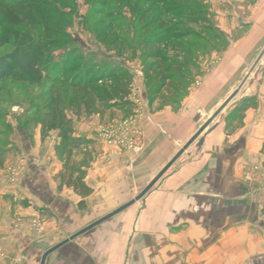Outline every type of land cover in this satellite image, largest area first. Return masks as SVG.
<instances>
[{
    "label": "crops",
    "instance_id": "crops-1",
    "mask_svg": "<svg viewBox=\"0 0 264 264\" xmlns=\"http://www.w3.org/2000/svg\"><path fill=\"white\" fill-rule=\"evenodd\" d=\"M205 5L225 43L223 47H214L212 56L219 67L216 77L220 82L224 77L227 81L221 84L234 87L248 71L264 64L261 61L264 0H206ZM205 78L202 84L193 83L179 109H175L176 104L162 106L161 102L150 107L146 93L141 95L143 116L137 122L143 132V152L137 158L146 157L150 161L161 152L164 163L167 151L180 144L183 134L193 131L194 103L196 109L200 108L195 95L207 94L210 79L205 82ZM227 94L215 100L220 103ZM252 98L255 105L245 113L240 128L232 134L224 127L213 131L198 155H193V191L186 197L189 199L178 201L177 197L174 202H168L169 206L163 205L164 214L174 210L168 222H163L165 227L185 224L189 225V231L193 230V256H189L193 264H264V189L250 175L254 166L264 167V93L253 94ZM187 109L188 117L184 115ZM71 117L75 119V136L91 140L83 150L92 158L85 183L93 193L84 199L86 208H79L82 198L62 182L60 136L54 131L43 136L40 124H34L29 131L20 129L24 143L22 146L17 143V151L13 153L15 163L21 168L18 184H10L6 177L10 156L0 170V245L6 256L0 264H41L46 253L86 229L92 224L91 214L100 207V199L111 195V187L105 184L115 181L112 176L118 167L126 168L125 164L135 156L97 137L96 133L104 128L98 115L87 116L85 120ZM83 159L82 154L77 161ZM35 222L37 229L32 227ZM80 238L51 253L46 264L64 257L67 248ZM179 244L182 245L181 240ZM106 254L103 259L114 261L110 250ZM157 258L164 264L172 257L168 253ZM143 259L150 262L149 254L143 255Z\"/></svg>",
    "mask_w": 264,
    "mask_h": 264
},
{
    "label": "rangeland",
    "instance_id": "rangeland-1",
    "mask_svg": "<svg viewBox=\"0 0 264 264\" xmlns=\"http://www.w3.org/2000/svg\"><path fill=\"white\" fill-rule=\"evenodd\" d=\"M145 1L148 0H0V56L11 53L15 48L14 33H28L35 43L41 42L46 46L45 54L51 63H61L62 65L68 63L70 69H76L73 71H83L91 67L96 69L102 64L118 65L124 66L134 75L131 95L134 99L131 98V100L136 105L135 114L130 118H123L120 115L122 118L119 117L112 123L134 118L136 120L135 127L140 131L139 149L130 152L135 156L125 164L126 168L118 167L116 174L114 173L112 176L115 181L110 180L105 184L109 188L111 187V195L100 199V207L95 208L97 211L91 214L92 224L136 200L188 142L203 127L208 126L203 134L140 200L81 235L78 241L76 240L70 245V248H67L64 257L53 259L57 261L52 260L53 264H163L157 257L161 254L168 255V253L172 258H169L170 260L164 264H193L192 259L189 258L190 255L193 256V230L189 231V225L186 226L185 224L176 227L171 224L174 228L165 227L163 222H168V217L173 215L172 211L174 210L171 209L169 214H164L166 210L163 205L164 203L168 205L170 201L174 202L177 197L178 201L189 199L186 197L191 195L190 192L193 191V155L201 151L203 143L208 139L210 133L222 127L226 128L227 120L237 106L245 100L253 99V94L264 93V64L257 65L253 70L248 71V74L239 79V84L234 87L221 84L227 81L223 77L226 72L220 74V77H223L220 82L216 77L219 67L214 62L216 61L215 57L212 56L215 49L212 45H204L197 55V61L192 71L185 74L191 76L192 83L187 86L181 101L174 104L167 100L161 102L162 106H174L176 104L175 109H179L181 102L189 95L188 89L193 86V83L197 85L205 77V82L210 79L208 81L210 82L209 87L206 88L207 94L204 95L200 92V94L195 95V97L197 96L196 101L200 102V108L196 109L197 103H194L193 131L189 134H183V140L180 144L176 143L171 147L170 152L167 151L168 155L164 159V163H161L164 158L161 152L150 161L146 157L137 158L143 152V132L137 121L142 120L144 106L141 95L146 93L143 74L144 60L142 54L137 51L135 58L125 61L119 55L118 50L111 46V41L116 36H121L134 47L138 46L143 37V30L138 22V14L133 13L131 6L137 4L139 9L143 10ZM153 1L155 0H150V2ZM205 1H202L204 5ZM167 2L172 3V5H184L186 10L188 5L193 6V0H168ZM22 8L28 15V20L15 26L10 18L5 17V12L9 13V9H11L13 13H20ZM186 10L180 14L183 19ZM172 30L178 33H186L190 31V27L176 26ZM7 39L10 42L4 44ZM222 40L217 43V46L223 47L225 45ZM181 42H187L190 48L193 45V37H187ZM218 48V53H221V47ZM191 50L193 51V49ZM171 55H174L173 51ZM261 61H264V53L261 55ZM205 63H207L206 66H204ZM139 72L143 75H139ZM74 73L70 71L69 76L71 77ZM45 87V83L41 85L27 82L13 84L10 81L1 85L0 154L5 151L6 158L9 156L11 158V164L5 172L6 177L8 168L18 166L15 163L13 153L15 150L17 151L18 144L22 146L24 143L19 130L29 131L34 126L33 118L37 115L42 116L43 105L39 102V96ZM236 91H238V95L235 99L212 120L225 101ZM225 94L228 97L218 103L216 97L223 95L225 97ZM139 108L140 112L137 113ZM185 111L184 115L188 117L189 109ZM68 115L74 117L71 111H68ZM81 118L85 120L88 117L82 113L77 117V120H81ZM73 120L75 121V119ZM110 125L101 124L104 128ZM103 129L96 133L97 137L101 138ZM53 131L60 135L58 129ZM47 134L45 133L43 136ZM256 166H261L264 174V167L262 165ZM252 171L251 179L256 180L264 189V181H258L257 177H253ZM165 192L169 193L165 194ZM144 211L145 213H143ZM182 216L188 218V215ZM179 239L182 245L179 244ZM107 250H110L114 261L111 260L110 262L103 259L107 255ZM147 253L150 256V262H146V258L143 259V255Z\"/></svg>",
    "mask_w": 264,
    "mask_h": 264
},
{
    "label": "trees",
    "instance_id": "trees-1",
    "mask_svg": "<svg viewBox=\"0 0 264 264\" xmlns=\"http://www.w3.org/2000/svg\"><path fill=\"white\" fill-rule=\"evenodd\" d=\"M167 1H145L143 10L137 4L131 6L133 13L138 14V22L143 30L142 40L137 47L121 36H116L111 41V46L118 50L125 61L135 58L137 51L142 54L146 99L150 107L164 100L172 104L181 101L187 86L192 82L191 76L185 74L192 71L200 50L204 45L215 47L221 40L203 0H193V6L188 5L187 10L184 5H172ZM20 10V13H13L11 9L9 13L5 12V17L10 18L15 26L28 20L23 8ZM184 10L183 19L180 14ZM176 26H188L190 31L178 33L172 30ZM187 37H193L190 48L187 42H181ZM13 39V51L0 56V100L1 85L6 81L13 84H46L39 96V102L43 105L42 116L37 115L32 122L41 125L43 135L55 129L60 131L58 151L64 162L61 179L82 198L79 208L84 209V199L93 193V189L85 183L92 158L83 151L91 144V140L85 136H75L74 120L68 115V111L77 117L82 113L87 116L98 115L102 125H110L121 116L133 117L136 109L131 100L134 75L124 66L109 64L99 65L96 69L91 67L73 71L76 69H70L68 63H51L45 54L46 46L41 42L35 43L28 33L16 32ZM9 42L7 39L4 44ZM172 51L174 55H171ZM70 71L75 72L71 77ZM254 105V101L248 99L236 107L227 120L225 129L228 134L242 126L245 113ZM4 152L0 154V170L6 161ZM82 154L84 159L78 162L77 159ZM262 154L264 155V144Z\"/></svg>",
    "mask_w": 264,
    "mask_h": 264
},
{
    "label": "built area",
    "instance_id": "built-area-1",
    "mask_svg": "<svg viewBox=\"0 0 264 264\" xmlns=\"http://www.w3.org/2000/svg\"><path fill=\"white\" fill-rule=\"evenodd\" d=\"M143 75L142 73H138ZM138 104V101H136ZM140 112L137 111V113ZM136 120L134 118L115 121L112 125L104 128L101 134V138L108 144L114 145L118 150L125 152H134L139 149L140 131L135 127ZM253 177H257L258 181H264V174L262 173L261 166H255L253 168ZM21 176V168L18 166L10 167L7 170V179L10 184L16 185L19 182ZM32 227L37 229L38 223H33ZM5 252L0 245V262L5 259Z\"/></svg>",
    "mask_w": 264,
    "mask_h": 264
},
{
    "label": "water",
    "instance_id": "water-1",
    "mask_svg": "<svg viewBox=\"0 0 264 264\" xmlns=\"http://www.w3.org/2000/svg\"><path fill=\"white\" fill-rule=\"evenodd\" d=\"M238 95V91H236L232 96H230L225 103L222 105V107L219 109V111L216 113V115L213 116L212 120H214L220 113H222L229 105L230 103L235 99V97ZM208 126L203 127L189 142L188 144L172 159L170 163L158 174V176L152 181V183L141 193V195L134 201H131L130 203L124 205L123 207L119 208L118 210L114 211L104 219L95 222L94 224L90 225L86 229L82 230L81 232L75 234L72 236L70 239L64 241L60 245L56 246L52 250H50L46 255L43 257L42 263L41 264H46V259L47 257L53 253L55 250L58 248L62 247L63 245L67 244L68 242L76 239L77 237L91 231L101 223L105 222L106 220L110 219L111 217L121 213L128 207L132 206L136 201L140 200L164 175L165 173L172 167V165L184 154V152L203 134V132L207 129Z\"/></svg>",
    "mask_w": 264,
    "mask_h": 264
}]
</instances>
